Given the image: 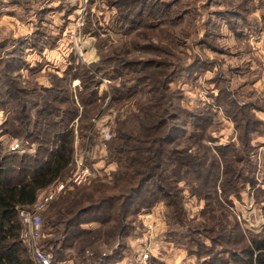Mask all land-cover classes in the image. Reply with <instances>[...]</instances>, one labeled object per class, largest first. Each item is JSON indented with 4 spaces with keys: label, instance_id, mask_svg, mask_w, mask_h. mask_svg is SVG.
Segmentation results:
<instances>
[{
    "label": "rangeland",
    "instance_id": "obj_1",
    "mask_svg": "<svg viewBox=\"0 0 264 264\" xmlns=\"http://www.w3.org/2000/svg\"><path fill=\"white\" fill-rule=\"evenodd\" d=\"M106 58L167 62L174 76L170 88L183 110L173 143L191 144V152L204 145L217 160L225 155L229 172L225 177L213 173L210 198L199 197L192 193L195 189L180 183L177 215L160 201L130 216L122 248L107 264H210L218 255L232 260L233 253L246 246L243 234L246 239L264 234V0H90L86 5L70 0H0V77L26 90L25 94L11 90L14 98L45 94L56 84L63 85L58 78L64 77L80 106L82 79L75 75L88 73L99 82L98 107L87 130L86 124L78 129L79 117L74 121L71 169L39 193L35 206L19 209L21 237L25 226L20 211L34 215L62 184L65 188L41 212L43 236L38 243L53 264H83L76 249L56 255L62 246L60 241L51 244L59 238L49 226L58 214L54 204L77 187L111 181L119 166L110 158L108 144L116 137L118 121L138 111L136 99L141 96L114 103L113 89L140 76L141 66L114 78L97 71L113 66L102 65ZM5 95L1 85L0 105L8 104L0 106V159L34 156L37 145L14 136V123L7 125L15 109ZM245 117L251 122L249 133L235 124ZM81 169H88L86 181L76 184L73 176ZM221 180L228 181L224 188ZM98 226L84 224L82 230ZM148 232L152 242L145 262L141 239ZM82 238L85 242L89 237ZM236 238L241 241L238 246L232 242ZM114 243L109 247L100 243L95 252L106 253ZM22 246L26 259L36 264L25 242ZM101 258L85 263L101 264Z\"/></svg>",
    "mask_w": 264,
    "mask_h": 264
},
{
    "label": "trees",
    "instance_id": "obj_2",
    "mask_svg": "<svg viewBox=\"0 0 264 264\" xmlns=\"http://www.w3.org/2000/svg\"><path fill=\"white\" fill-rule=\"evenodd\" d=\"M103 64L113 66L110 70L100 68L97 71L114 78L120 77L118 75L123 70L130 72L141 66L140 76L125 79L120 85L122 89H113L114 103L118 105L139 94L141 96L136 99L138 111L118 121L116 137L108 144V154L119 166L111 181L96 180L90 186L77 187L54 204L58 214L49 226L60 239L51 244L60 241L62 246L56 255L70 247L76 249L78 260L83 264L88 258L102 257L101 264L114 260L110 257L119 253L115 250L122 248L130 216L160 201L172 209V215L179 214L180 183L195 189L193 194L210 198L209 186L215 185L213 173L221 172L223 177L229 173L224 167L227 164L225 155L217 160L211 154L212 150L204 145L191 152V144L180 146L179 141L173 143L174 136L180 132L183 110L177 105L176 93L170 88L174 76L167 62L106 58L102 60ZM75 77L82 79V90L78 94L80 106L64 77L58 78L63 85L56 84L45 94L35 93L25 99L21 96L14 98L11 90L20 94H25L26 90L16 89L11 80L0 77V89L3 85L5 98L10 99L9 103L15 109L7 125L14 123L17 130L14 136L37 145L34 156L12 154L0 159V264H34L24 254L18 211L35 206L41 191L64 179L74 160V121L79 117L78 129L86 124L84 130H87L89 119L98 107L95 88L99 82L96 77L88 73ZM61 104L66 106L62 109ZM80 108L82 113L79 116ZM235 124L246 133L251 129L247 117L239 123L235 121ZM227 182L221 180L220 187L224 188ZM91 223L99 226L94 230H82V225ZM86 234L89 237L87 243L82 240ZM243 237L246 246L233 253L232 260H222L218 255L210 264H264V234L249 239L243 234ZM222 240L227 241V238ZM112 241L115 243L106 253L95 252L100 243L109 247ZM232 242L235 246L241 244L237 238Z\"/></svg>",
    "mask_w": 264,
    "mask_h": 264
},
{
    "label": "built area",
    "instance_id": "obj_3",
    "mask_svg": "<svg viewBox=\"0 0 264 264\" xmlns=\"http://www.w3.org/2000/svg\"><path fill=\"white\" fill-rule=\"evenodd\" d=\"M72 2H77L80 5H86L89 3L90 0H70ZM106 139L111 138V134L105 135ZM82 159L80 160L82 165ZM88 174V169H81L78 173H76L73 176V182L76 184H81L84 181H86V177ZM64 187V185H60L57 188V192L55 194H50V196L45 200V202L40 203V205L37 206V210L34 215L25 212L20 211L21 215V221L23 225L25 226V230L22 234L23 242L27 245L30 252H33L35 263L36 264H53L51 256L42 248L39 246V240L43 236L42 231V219H41V212L45 210L46 204L48 202H52L55 198L58 192H60ZM36 205V204H35ZM146 238L141 239V243L146 246L144 250V260L149 259V251H150V243L152 242V235L150 232H148Z\"/></svg>",
    "mask_w": 264,
    "mask_h": 264
}]
</instances>
